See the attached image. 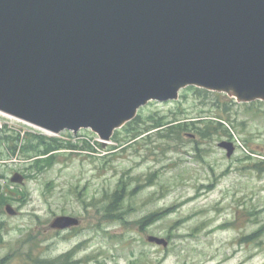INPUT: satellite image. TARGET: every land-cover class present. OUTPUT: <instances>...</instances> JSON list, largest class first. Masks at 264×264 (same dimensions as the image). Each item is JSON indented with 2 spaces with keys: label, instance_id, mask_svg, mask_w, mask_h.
Segmentation results:
<instances>
[{
  "label": "rangeland",
  "instance_id": "374dc122",
  "mask_svg": "<svg viewBox=\"0 0 264 264\" xmlns=\"http://www.w3.org/2000/svg\"><path fill=\"white\" fill-rule=\"evenodd\" d=\"M216 121L227 132L209 127ZM3 133L61 144L37 139L12 155L0 140V264H59L64 254L72 264H264V103L187 88L148 103L106 145L90 130L53 135L0 113ZM221 142L234 145L231 157ZM15 173L23 185L10 182ZM116 190L125 198L109 216ZM62 216L80 226L51 229Z\"/></svg>",
  "mask_w": 264,
  "mask_h": 264
},
{
  "label": "water",
  "instance_id": "95a60500",
  "mask_svg": "<svg viewBox=\"0 0 264 264\" xmlns=\"http://www.w3.org/2000/svg\"><path fill=\"white\" fill-rule=\"evenodd\" d=\"M187 87L264 103V0H0L2 114L54 135L89 129L105 145Z\"/></svg>",
  "mask_w": 264,
  "mask_h": 264
},
{
  "label": "trees",
  "instance_id": "16d2710c",
  "mask_svg": "<svg viewBox=\"0 0 264 264\" xmlns=\"http://www.w3.org/2000/svg\"><path fill=\"white\" fill-rule=\"evenodd\" d=\"M217 119H219V118H217ZM135 121H136V119L133 122L129 123L127 125V127L130 126L131 124H133ZM211 124H213V123H211ZM214 124L216 125V127L213 126V125L212 126H209V127L211 129H214V130H219V131L222 130V131H226L227 132V128L220 121H216V123H214ZM184 126H186V125H183L182 127H178V128H180V130H182V129H184ZM153 128L154 129H159V131L160 130L166 131V129H164L165 126L156 127V128L153 127ZM195 128H197V127H195ZM171 130H174V129L172 128V126L169 125V129L166 132L169 133ZM172 132H174V131H172ZM207 135H208L207 132H205V133L202 134V136H204V137L207 136ZM37 139L39 140L40 146L49 145V147L52 150H55L56 148H58L59 145H54V144H51L50 142H53L55 144H61V142L58 139L48 140V139H46V138H44L42 136H35V137L31 138L28 135L27 136H24V137H20V135H18V137H15L13 135H7V133H3V135H2V137H1L0 140L4 144H7L8 145L9 152L12 155H15V151H17L18 145H20V151L22 150V152L29 153L30 151H34L35 150L34 149L35 145H33V143H37ZM41 155H37L35 157H32L31 159H35V158H37V157H39ZM124 198H125L124 193L121 192V191L118 192V190H116L112 194L111 202H110L109 206L106 209V214H108L109 216H112V215L114 216L115 214H117L119 205L122 203V201L124 200ZM0 207H2V204H0ZM154 217L155 216H152V217L149 216L147 219L144 220V222H149ZM254 237H255L254 235L248 236V238L251 239V240ZM69 256H70V254H64L63 257L60 259L61 262L59 264H72L73 261L72 260H68ZM55 262H57V261H55Z\"/></svg>",
  "mask_w": 264,
  "mask_h": 264
}]
</instances>
